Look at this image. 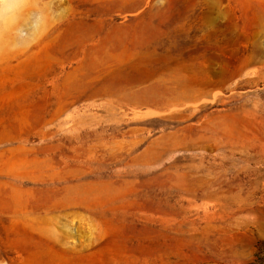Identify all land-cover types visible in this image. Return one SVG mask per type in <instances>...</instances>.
<instances>
[{"label":"rangeland","instance_id":"rangeland-1","mask_svg":"<svg viewBox=\"0 0 264 264\" xmlns=\"http://www.w3.org/2000/svg\"><path fill=\"white\" fill-rule=\"evenodd\" d=\"M259 254L264 0H0V264Z\"/></svg>","mask_w":264,"mask_h":264},{"label":"trees","instance_id":"trees-1","mask_svg":"<svg viewBox=\"0 0 264 264\" xmlns=\"http://www.w3.org/2000/svg\"><path fill=\"white\" fill-rule=\"evenodd\" d=\"M263 252H261L262 254ZM254 264H264V255H258L257 258L255 259Z\"/></svg>","mask_w":264,"mask_h":264},{"label":"crops","instance_id":"crops-1","mask_svg":"<svg viewBox=\"0 0 264 264\" xmlns=\"http://www.w3.org/2000/svg\"><path fill=\"white\" fill-rule=\"evenodd\" d=\"M81 2H83V3H87V2H91V1H93V0H80ZM99 4V3H98Z\"/></svg>","mask_w":264,"mask_h":264},{"label":"bare ground","instance_id":"bare-ground-1","mask_svg":"<svg viewBox=\"0 0 264 264\" xmlns=\"http://www.w3.org/2000/svg\"><path fill=\"white\" fill-rule=\"evenodd\" d=\"M35 58L37 59V61H39L40 55L37 53Z\"/></svg>","mask_w":264,"mask_h":264}]
</instances>
